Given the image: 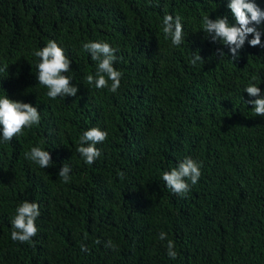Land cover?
Segmentation results:
<instances>
[{"label": "trees", "instance_id": "trees-1", "mask_svg": "<svg viewBox=\"0 0 264 264\" xmlns=\"http://www.w3.org/2000/svg\"><path fill=\"white\" fill-rule=\"evenodd\" d=\"M229 2L0 0V68L8 66L0 98L30 103L41 116L0 139V264H264V116L247 103L259 97L245 91L254 83L264 97V47L250 46L249 35L233 59L203 31L205 16L236 23ZM166 14L181 18L178 47L165 39ZM256 27L264 33V23ZM50 40L72 61L75 97L51 99L39 84L34 53ZM93 41L117 49L115 93L111 82L98 89L86 80L96 62L83 44ZM198 52L203 60L193 65ZM94 127L108 137L89 165L77 148ZM33 147L49 151L53 165L26 158ZM186 157L202 164V175L182 197L162 175ZM64 164L69 183L58 175ZM24 201L41 212L28 243L11 238Z\"/></svg>", "mask_w": 264, "mask_h": 264}, {"label": "clouds", "instance_id": "clouds-1", "mask_svg": "<svg viewBox=\"0 0 264 264\" xmlns=\"http://www.w3.org/2000/svg\"><path fill=\"white\" fill-rule=\"evenodd\" d=\"M227 7L231 10L235 18V24H230L227 16L215 20L209 16L203 17V31L211 37L213 42L220 41L226 45L233 59L238 58V50L241 49L249 35L253 36L248 43L252 47L261 46V36L264 35L258 25L264 23V9H261L255 0H230ZM163 33L165 39H170L174 46H180L184 41V30L179 16L165 15L163 18ZM83 49L90 54L91 60L96 62L95 74L86 76L88 84H95L98 89L108 88L115 93L120 88L123 73L114 67L117 59L115 53L117 49L113 48L107 42H88L83 44ZM34 55L40 58L37 65V79L39 84L47 87L46 95L51 99L57 97H75L78 87L71 83L72 77L66 75L71 71L72 61L65 55V50L58 45L55 40H50L42 49L37 50ZM223 56V52L220 51ZM203 57L198 53L190 61L195 65L197 61H202ZM8 66L0 68L5 71ZM253 80L256 78L253 77ZM245 91L251 97H259L249 100L247 103L254 105V113L257 116H264V97H261V89L254 83H250ZM41 116L37 107L30 103H24L10 99L8 96L0 98V126H2L3 141H11L14 137L22 134L25 128H31L40 123ZM108 137V132L99 128H91L80 136L79 147L77 151L81 154L85 163L91 165L102 153L96 147L103 143ZM26 158L35 162L41 168L51 167L53 160L49 151L40 147H33ZM71 168L64 164L58 175L64 183H69ZM122 175V174H121ZM202 175V164L196 160L186 157L180 161L177 167L170 171H165L162 175L163 181L173 193L185 196L191 191V187L198 183ZM41 215L40 205L36 202L24 201L16 208V214L11 221V238L13 241L21 243L31 242L32 238L38 233L36 225L37 218ZM167 233L161 232L159 239L166 240ZM96 243H100L99 240ZM105 247L116 249V245L107 241ZM167 255L170 259H176L178 256L175 250V243L167 240ZM81 250L87 251L85 245L81 244Z\"/></svg>", "mask_w": 264, "mask_h": 264}]
</instances>
